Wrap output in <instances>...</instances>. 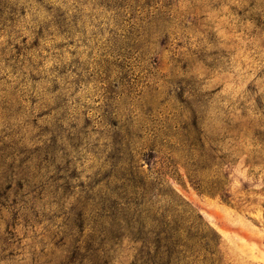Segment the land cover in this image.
Wrapping results in <instances>:
<instances>
[{
	"label": "rangeland",
	"instance_id": "1",
	"mask_svg": "<svg viewBox=\"0 0 264 264\" xmlns=\"http://www.w3.org/2000/svg\"><path fill=\"white\" fill-rule=\"evenodd\" d=\"M137 170L264 264V0H0V264H64Z\"/></svg>",
	"mask_w": 264,
	"mask_h": 264
},
{
	"label": "trees",
	"instance_id": "2",
	"mask_svg": "<svg viewBox=\"0 0 264 264\" xmlns=\"http://www.w3.org/2000/svg\"><path fill=\"white\" fill-rule=\"evenodd\" d=\"M145 178L137 170L124 180L126 202L112 208L111 216L94 221L84 246L76 240L64 264H114L125 239L141 244L130 264H216L213 256L218 242L193 217L176 216L168 210L162 214L147 210L143 217L139 198L148 191ZM202 251L210 257L199 262L195 255Z\"/></svg>",
	"mask_w": 264,
	"mask_h": 264
}]
</instances>
